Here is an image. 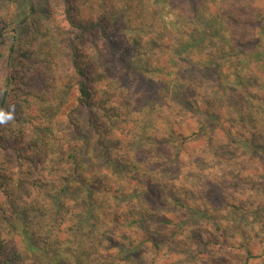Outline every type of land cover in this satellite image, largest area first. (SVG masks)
<instances>
[{
	"label": "trees",
	"instance_id": "1",
	"mask_svg": "<svg viewBox=\"0 0 264 264\" xmlns=\"http://www.w3.org/2000/svg\"><path fill=\"white\" fill-rule=\"evenodd\" d=\"M24 1L28 12L12 21L11 35L7 21L0 20V109L13 111L18 102L13 112L17 121L31 82L26 65L35 50L17 43L30 35L42 37L41 24L51 18L49 0ZM55 1L60 21L74 35L64 44L69 64L64 95L72 98L65 108L60 107L64 101L56 102L44 113L64 108L67 136L48 139L50 129L37 125L31 142L17 140L20 145L8 153L7 137L0 132V264H145V253L171 248L178 238L184 256L225 252L240 255L241 264H264V0ZM159 17L165 26H159ZM118 33L128 34L125 45L116 42ZM87 35L95 49L98 43L103 47V56H95L105 66H122L140 78L143 70L154 72L157 84H150L163 91L159 115L174 111L180 114L178 125H193L185 136L166 122L162 126L169 138L151 139L171 147L167 163L178 162L190 136L204 134L210 144L219 132L222 146L237 154L227 157L226 165L234 158L236 172L257 165L245 177L232 172L214 180L236 192L224 201L225 218L214 217L201 198L190 201L185 190L162 195L157 182L152 191L148 173L129 183V176L140 172L135 157L120 159L110 148V131L124 121L126 99L114 103L113 92L99 93V98L94 94L95 73L89 64L94 62L81 59L80 41ZM50 151L56 153L52 170L58 171L64 161L66 174L58 172L47 182L43 161ZM220 154L213 152L211 161L219 162ZM94 163L99 175L88 179L87 167ZM154 170L159 174V166ZM238 226L237 235L227 236L228 229ZM152 227L162 232L151 234ZM74 243L75 248L66 246ZM214 260L203 264H233L220 256Z\"/></svg>",
	"mask_w": 264,
	"mask_h": 264
},
{
	"label": "rangeland",
	"instance_id": "2",
	"mask_svg": "<svg viewBox=\"0 0 264 264\" xmlns=\"http://www.w3.org/2000/svg\"><path fill=\"white\" fill-rule=\"evenodd\" d=\"M22 1L21 4L16 6L5 0H0V20L7 21L9 24L6 28L9 35L12 33L10 32V27H12L11 24H13L12 21H15V19L19 21L23 16V12H28L25 1ZM49 1L51 18L47 23L41 24L45 34L40 38H34L33 35H30L28 38H25V42L24 39H22L24 43H17L18 48L20 46L24 48L29 47V50H33L34 46L36 51H33L26 65L29 70L27 69L25 74L27 77L29 76L31 78V82L27 86L29 90L28 95L23 94V102L20 104L19 113H21V117L19 121H17L18 115L13 114L14 118L12 120L0 125V132H4L7 137L5 147L8 153H11V148L14 145H20V143L26 144L33 140L34 126L40 125L48 127V129H50V133L46 136L48 139H52V136H57L59 133H63V135L67 133L65 127L66 123L63 117V110L65 108L63 104H69L72 96L67 97L64 95L65 87L68 86L65 81L69 67L67 58L68 53L64 44L67 42L68 37L71 38L74 35L72 31L60 21L61 16L55 9L56 1ZM44 8L48 9V5H45ZM158 19L159 26L166 25L162 18L159 17ZM48 29L49 33L47 32ZM84 38L86 39L80 41V49L84 54V57L81 59L84 63L94 62L89 64H91L95 73L93 74L92 85L96 97L99 98V93L102 95L113 92L114 97L112 98V102L118 103L123 97L126 99V106L121 109V118L124 119V121L112 127L110 131V139H112L110 148L113 154L120 159H122V155H133L135 157L140 172L129 176V183H134L136 177L142 178L144 173H148L151 176L149 180H151L150 184H152V191H154L153 184L157 182L161 183L163 186L162 195H165L166 191L169 189H172L174 193H180L182 190H185L188 192V198L193 199L190 201L196 202V199L201 198L203 201H206V203L209 202L210 206L215 207L212 209L213 207L209 206L210 212L214 217L218 219L225 218L226 208L223 207L224 201L230 197L231 194H235L236 192H233L234 189H232V187H230L231 189L229 190L227 188L223 189V187L219 186L214 180L223 179L232 172L235 174L237 173V176L241 178L245 177L251 173L254 168H257V165L247 164L240 172H236V166V169L233 167L238 161V158H234V163L226 165L229 161L227 157H236L237 154L233 150H228V148L222 146L223 137L219 132H216L217 134L214 135L210 144H206L204 134L196 135L195 137L190 136V138L184 141L186 142V147H184V151L182 150L180 152L178 162L169 161L167 163L166 159L171 151V147L168 145H162L160 147L159 144L154 143L151 139L157 138V140H162L169 138L168 131L162 126V124L165 125L164 123L166 122H169V124L171 123L175 129L181 130L185 136L189 135L190 131L194 129L193 125L190 123H186V127L178 125L177 122L180 121V114L175 115L174 111L172 116L168 114L167 117L165 112L159 115L161 109L159 106V104H161L159 102V96L163 94V91L160 88H156L158 87L157 85L152 86V84H150L151 82L157 84V78L154 72H151L149 69L143 70L144 76L140 78L137 72H135V75H132V73L130 74V72L127 74L122 66L120 68L105 66L100 59L96 58V56L102 57L104 54L103 47L98 43L99 41L97 42V49H95L94 44L90 43L91 37L87 35L84 36ZM115 39L116 42L125 45L128 41V34L118 33L115 35ZM9 44L10 41L8 40L5 48L2 47L1 51H3L4 48L3 53H6V48ZM94 59H97V63H95ZM2 73H4V70L0 66V79ZM57 76H61L63 79L62 82L65 83H56L54 78ZM57 91L62 92L63 96L67 97L66 100H63V96L61 95H55ZM62 101H64L60 105V107H64L62 111L59 107L56 112L53 110L49 115L44 113L49 111L47 109L52 105L54 106L56 102L60 104ZM18 105V102L14 103V109ZM149 120L151 122H148ZM177 127H179V129ZM17 140L20 143H18ZM153 150H155L154 155L151 153ZM215 151L221 152L220 155L222 156V159L217 163L211 161L213 159L211 155ZM54 155H56V153L50 151L49 156L45 158L46 161H43V171H45L44 174L46 175L47 182H50L56 173L57 176H59L58 172L66 174V172L63 171L64 168H62L64 161L61 162L58 171L52 170L50 161L56 157L51 158ZM158 166L160 168L159 174L154 170ZM146 168H148V172L145 170ZM97 171L98 166L95 163L94 166L92 165L91 169L87 167V178L91 179L93 176L95 177V175L98 174ZM132 177L133 180L131 179ZM239 198L242 199L241 196H239ZM152 228L153 229L150 228L148 230L151 234L156 232L159 234L162 232V229ZM232 228L234 227L228 229L227 236L230 235V237H233L237 235L236 232L238 230L235 229H238L239 226L231 230ZM161 235H163V233ZM182 243L183 241L178 238L177 243L172 245L171 248H167L166 246L162 247L157 254L153 252L145 253V264H203L212 263L215 261L214 258L219 256L233 262V264L242 263V260L241 262L238 260L240 255L225 252L213 253L205 256L197 255L196 257H191L190 253L184 256L185 247ZM76 245L77 243L66 244L69 248H75ZM254 250L259 249L255 247ZM257 261L249 260L247 264H256Z\"/></svg>",
	"mask_w": 264,
	"mask_h": 264
},
{
	"label": "clouds",
	"instance_id": "3",
	"mask_svg": "<svg viewBox=\"0 0 264 264\" xmlns=\"http://www.w3.org/2000/svg\"><path fill=\"white\" fill-rule=\"evenodd\" d=\"M13 112H14V106H13V111H9V112H5L4 110L0 109V124H5L6 122L12 120L14 118Z\"/></svg>",
	"mask_w": 264,
	"mask_h": 264
}]
</instances>
